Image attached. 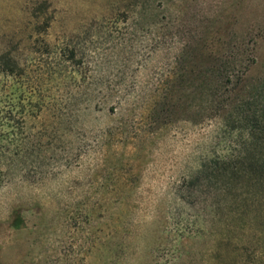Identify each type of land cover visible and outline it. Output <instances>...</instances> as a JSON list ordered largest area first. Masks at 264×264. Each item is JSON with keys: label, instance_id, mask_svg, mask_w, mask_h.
<instances>
[{"label": "rangeland", "instance_id": "rangeland-1", "mask_svg": "<svg viewBox=\"0 0 264 264\" xmlns=\"http://www.w3.org/2000/svg\"><path fill=\"white\" fill-rule=\"evenodd\" d=\"M260 84L264 0H0V264H264Z\"/></svg>", "mask_w": 264, "mask_h": 264}, {"label": "trees", "instance_id": "trees-1", "mask_svg": "<svg viewBox=\"0 0 264 264\" xmlns=\"http://www.w3.org/2000/svg\"><path fill=\"white\" fill-rule=\"evenodd\" d=\"M200 41H203L204 44L206 43L205 42L206 40H200ZM200 50L202 49L198 48L197 52H199ZM201 53L203 52H200V55ZM210 56L213 59L212 67H210V69L207 68V69L202 70L200 67H197L196 65V68H195L196 72L198 74H204L207 71H209V73H211V76L213 77L212 82H214V80L216 79V82L214 83H218V84H220V81H217V79L225 78L222 81V84H220V86H222L223 88L227 87L228 84L233 85L234 82L232 80V77L235 75L234 72L236 68L234 64H237V60L232 59V60L223 61L221 59L220 62L217 63L218 57H213V55H210ZM181 57L182 55H180L178 59L179 63H181V60H182ZM230 67H232V72L228 70ZM204 78H202L199 81V83L196 85V92L198 94L197 98L199 99H203V96H204L203 87L204 85H207V81H205ZM237 80L239 81V79ZM180 86H181V82H179L178 88H181ZM232 90H233V87L229 89V91H232ZM222 97L223 95L221 96V98ZM223 104H224V101H221V103L218 106L221 107ZM256 140H257V172L258 171L263 172L264 170V84H260L257 86V137H256Z\"/></svg>", "mask_w": 264, "mask_h": 264}]
</instances>
